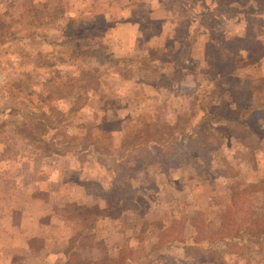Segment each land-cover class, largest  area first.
I'll return each instance as SVG.
<instances>
[{
	"label": "rangeland",
	"instance_id": "374dc122",
	"mask_svg": "<svg viewBox=\"0 0 264 264\" xmlns=\"http://www.w3.org/2000/svg\"><path fill=\"white\" fill-rule=\"evenodd\" d=\"M98 6L99 0H0V264L27 260L12 238L30 207L50 228H61L54 251L64 253L67 244L71 264H82L83 253L97 264H264V234L256 229L210 238L229 218L258 216L259 209L264 216V0H213V16L200 19L212 24L205 38L220 42L206 46L193 74L183 66L195 68L186 57L183 17H176L175 34L187 41L164 43L166 58L151 45L158 44L145 42L150 35L136 44L143 57L149 49L159 59L143 62L145 71L143 58L119 72L90 57L114 59V37L102 36L108 24ZM133 53L141 57L131 47ZM198 101L205 113L228 120L218 125L216 159L206 163L196 149L175 156L171 143L181 134L167 126L180 112L197 110L191 103ZM176 124L189 127L184 118ZM201 165L208 173L198 174ZM227 166L248 185L244 196L231 195L241 188L233 177L230 189L211 177ZM64 226L76 230L68 243ZM110 253L115 257L106 258Z\"/></svg>",
	"mask_w": 264,
	"mask_h": 264
},
{
	"label": "crops",
	"instance_id": "0c3cea01",
	"mask_svg": "<svg viewBox=\"0 0 264 264\" xmlns=\"http://www.w3.org/2000/svg\"><path fill=\"white\" fill-rule=\"evenodd\" d=\"M201 1L203 2L202 5L192 6L191 4L194 3L193 0H185L183 2H180V0H99L101 6L97 7L96 12L101 14L103 23L108 24L107 29H104L101 34L102 36L112 34L109 37L111 41L112 37H114V45L112 46V48H110V55H112L115 59L125 58L127 62L133 60L134 58H143V61L141 62V68H146L143 69V71L149 69L147 67H143L142 63L144 62L149 66V62H158L159 59L155 56H152V54L150 55L149 49H147L146 51L148 57H143L146 54H144V51H141L138 46H136V44L140 42L142 44L143 41L150 35V37H148L145 42L147 43L151 41V43L158 44L151 45L152 47H158V49L163 50L165 53V56L163 57L166 58L168 50H165L164 47H162L164 43L167 46L168 42H171L175 46L178 43H184L185 41H187L186 38H184L185 35L179 36L178 34H175L178 27L181 25V19L176 17H183V20H185L186 22L185 29L189 30V34L187 35L189 36L187 42L188 45L191 46L187 50L186 57L193 61L194 65H192V67L195 68L191 69L190 66L184 65V58H181L182 64L184 67H188L187 71L189 72V74L196 73V59H203L207 57V54H205L206 46L208 44H218L220 42L218 40V42L214 41V43H211L210 41H212L213 39L207 40L205 38V35H207L208 32H211L212 24L209 21L203 22L200 17H203L205 15L213 16V9H211L210 6L211 3H213V0ZM95 17L97 18V16ZM214 25L215 23L213 24V27L215 28ZM155 26L157 27V29L155 28ZM149 28H155L157 30V33L150 34ZM238 28L239 26L236 29ZM166 29L170 31L166 32ZM122 30H126L125 34L120 33ZM198 46L200 47V50H202L201 52L197 51ZM131 47H133V50L135 51H140L141 57H137L134 53L127 54L128 51H130ZM143 82L140 84V86L146 88L148 84L147 82ZM158 84L159 82L154 85V88L160 90L161 88H159V86L161 85ZM216 119L221 120L222 123L228 122L227 119H223L222 117H216ZM23 207H25V205H23ZM33 211L34 208L32 209L30 207L23 212V217L18 233L12 238V241H14L12 242L13 247L16 248V250L26 249V251H28V258L23 263H20L16 258L15 260L12 259L11 264H56V260H59L60 264H71L72 252L69 251L70 247L67 244H65L66 246L64 245L65 247L64 249H62L64 250V253H60L59 255H57V253L54 251V249H56V245L59 244H53L52 241L55 242L56 240H58L61 228H50V226L47 225V222H42L41 217L38 216V214H34ZM29 217L33 219L32 226H28L25 224H28V221L30 219ZM63 228L64 234L66 235L65 238L68 243V241H70L75 235L76 230H74L73 227L70 226H64ZM94 231H96V229H94ZM21 232L22 235L20 236H22V239L24 240L21 241V245H17L15 244L17 240L16 237ZM32 239H38L40 242L42 241V244L36 246L31 242ZM112 255H115V253ZM81 256L77 255L78 261H81L82 264H97V259L95 257H87L88 260L90 259V261H87L86 263L84 253ZM110 257L114 258L115 256H111V253L106 255V258ZM129 261H132L131 258H129Z\"/></svg>",
	"mask_w": 264,
	"mask_h": 264
},
{
	"label": "trees",
	"instance_id": "16d2710c",
	"mask_svg": "<svg viewBox=\"0 0 264 264\" xmlns=\"http://www.w3.org/2000/svg\"><path fill=\"white\" fill-rule=\"evenodd\" d=\"M255 41H256L255 43H257L259 45H260V43H262L261 40H255ZM259 47L264 48L262 46H259ZM101 54L102 53L94 54L93 52H91L90 57L94 56L103 62L104 61L110 62L111 65H115L117 67V69H119V72H122L121 70L124 69V66L126 64L125 58H123V59H120V58L111 59L109 57V55H104V54L101 55ZM62 77L69 79V77L66 75H63ZM94 79L95 80L99 79L100 81H102L101 80L102 76H101V78H99V76L95 75ZM53 80L54 79H52V81ZM72 86H73V84H72ZM102 87H103V85H102ZM84 89L86 90V86ZM208 92H211V91H208ZM69 96L71 99H74V100H77L78 98H80L78 95L76 96V95H73L72 93H69ZM191 106L196 107L197 110L189 109L187 111H182L178 114V117L176 120V122H180L182 120V118L187 119L189 127L187 128L184 126H177L176 122L167 124L168 127H171L173 132L178 131L181 134V137L176 138L175 140H172V143L169 142V140L167 142H169V144L171 143L172 146H174L177 149L174 152L175 156H177L176 153L181 154V152H183V154H184V156H183V154L181 155V157H183V158L185 156H188V155L193 156V154L197 150L198 151V152L196 151V157L197 158L203 159V161L205 163L209 162V161H214L216 159L215 149H216V147H220L222 144V141L220 142L217 135H216L217 130H218V125H220L222 123V121L219 119H216L214 116H212L209 113H205L206 107L203 105V103H201V101H198L197 103H191ZM199 111L202 112V115L200 116V118H198V114H199L198 112ZM196 119H198V121L194 122ZM162 147L165 148V147H167V145L162 146ZM184 149H186V150H184ZM68 152H69V150H68ZM181 157H179L180 161L183 159ZM184 163H185V161L182 160L180 162L179 166L181 167L182 165H184ZM202 165L198 169V174L208 173V170L206 168H204L205 166L202 167ZM217 172H218L217 175L211 176V177H213V179H218L220 177V178H223V180H226L227 181L226 182L227 183V186H226L227 189H230V187H232L234 185V183L239 184L241 186V188L239 189V191L237 193L231 192V195L233 197H237V196L242 197L245 195L248 185L242 183L240 181V179L236 180L238 178V175L233 173V169L231 166H227L225 169L218 168ZM230 177H233L234 183L230 182V180H229ZM119 192L120 191H118V194L120 195ZM130 200L133 201V196H131ZM243 200H244L243 202H245V201L249 200V198H246ZM251 203H252V201H251ZM257 214H258V216L251 215L250 217L242 216V218H240V216L242 215L241 214L239 217H237L235 219H233L234 217H232V218H229L228 221L225 220L223 222V224L220 226V228L217 231H215L213 234H211L210 238L213 237L217 233H218L217 235L232 236L234 238L236 236L243 235L244 233L248 232L249 230L255 231V229H256V235H263L264 234V225L262 226V224H264V216L260 215V209L257 210ZM225 224H228V225L234 224L235 228H232L233 230H229L228 232H224L223 226H225ZM210 249H212V248H210Z\"/></svg>",
	"mask_w": 264,
	"mask_h": 264
}]
</instances>
